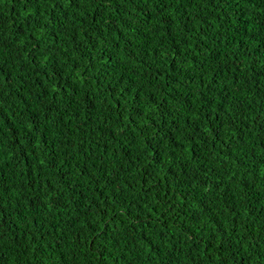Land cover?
Here are the masks:
<instances>
[{"label":"trees","instance_id":"trees-1","mask_svg":"<svg viewBox=\"0 0 264 264\" xmlns=\"http://www.w3.org/2000/svg\"><path fill=\"white\" fill-rule=\"evenodd\" d=\"M0 264H264V0H0Z\"/></svg>","mask_w":264,"mask_h":264}]
</instances>
